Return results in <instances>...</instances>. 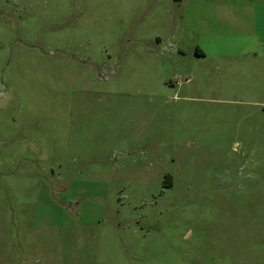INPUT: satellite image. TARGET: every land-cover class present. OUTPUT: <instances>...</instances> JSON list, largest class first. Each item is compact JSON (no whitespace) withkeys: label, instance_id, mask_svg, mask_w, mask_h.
Instances as JSON below:
<instances>
[{"label":"rangeland","instance_id":"1","mask_svg":"<svg viewBox=\"0 0 264 264\" xmlns=\"http://www.w3.org/2000/svg\"><path fill=\"white\" fill-rule=\"evenodd\" d=\"M229 1L0 0V264H264V51L216 34L264 0Z\"/></svg>","mask_w":264,"mask_h":264},{"label":"crops","instance_id":"2","mask_svg":"<svg viewBox=\"0 0 264 264\" xmlns=\"http://www.w3.org/2000/svg\"><path fill=\"white\" fill-rule=\"evenodd\" d=\"M222 2L223 4L231 3V4H228V6H233V3H234V1L230 2L229 0H222ZM220 22H222V24H220L221 28L216 34H217L218 43H219L218 47L222 51H224V53L225 51H231L229 53L253 54L258 51H264V22H262L263 24L261 26H259L258 24L256 29H254L253 31H251L250 29L249 31H247L248 33H244L243 35H237L235 33L234 29L232 28L233 26L232 20H230L229 18H222ZM232 37H235V38L241 37L245 40V43H243V45L239 47L240 49L238 51L234 50V48L230 49V47L226 43L227 40L229 43ZM222 51H219V52L223 53ZM195 53L197 56H202V57H205V55H207L206 51L201 50L199 47L196 48Z\"/></svg>","mask_w":264,"mask_h":264},{"label":"trees","instance_id":"3","mask_svg":"<svg viewBox=\"0 0 264 264\" xmlns=\"http://www.w3.org/2000/svg\"><path fill=\"white\" fill-rule=\"evenodd\" d=\"M176 3H181L183 0H174ZM169 180V178H168ZM168 183H170V181H168Z\"/></svg>","mask_w":264,"mask_h":264}]
</instances>
